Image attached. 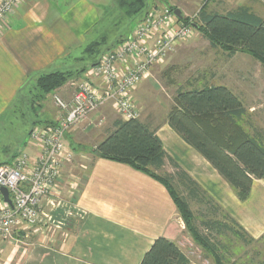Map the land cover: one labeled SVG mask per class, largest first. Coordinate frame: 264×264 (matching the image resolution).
<instances>
[{
    "label": "crops",
    "instance_id": "obj_1",
    "mask_svg": "<svg viewBox=\"0 0 264 264\" xmlns=\"http://www.w3.org/2000/svg\"><path fill=\"white\" fill-rule=\"evenodd\" d=\"M102 3H107L110 8L115 5L114 0H21L11 16L0 23V117L12 114L15 106L21 110L30 98L27 89L34 83V78L60 67L64 59L82 47L86 34L99 21ZM239 7H247L264 19L254 6L240 4ZM88 69L78 79L69 81L71 86L65 84L46 96L37 107L44 122H34L31 128L56 120L55 103L52 102V109L47 107L50 97L58 94L63 101L70 102L75 93L74 84L85 79ZM99 113L93 114L77 130L86 133L95 127ZM99 120L101 125L106 122L105 118ZM77 130L65 137L73 160L63 169L60 194L42 200L43 223L33 228H20L12 239L0 240V264H140L158 237L167 238L181 248L174 224L177 210L166 189L125 164L91 154L112 129L99 136L90 153L86 154L78 152L85 146L75 142ZM152 130L166 154L203 191H207L222 210L228 211L224 194L230 198L233 194L211 165L188 146L167 121ZM21 151L31 157L38 153L29 141L24 143ZM167 164L165 162V166ZM77 168L86 169L82 181L67 185L64 182L66 173ZM255 182L263 184L252 186L251 194L264 195V180ZM233 213L237 223L250 231L241 223L239 215ZM262 224L264 228V222ZM254 230L250 232L257 233L262 229L256 226Z\"/></svg>",
    "mask_w": 264,
    "mask_h": 264
},
{
    "label": "trees",
    "instance_id": "obj_2",
    "mask_svg": "<svg viewBox=\"0 0 264 264\" xmlns=\"http://www.w3.org/2000/svg\"><path fill=\"white\" fill-rule=\"evenodd\" d=\"M114 3L125 18L137 19L136 23L148 14L147 0H114ZM204 6L195 22L187 18H182L181 21L191 23L211 45L230 53L235 50L247 52L264 66V19L257 17L247 7L220 14L207 12ZM103 41L88 44L84 52L93 56ZM122 41H117V44ZM103 53H99V58ZM78 61L81 59L69 56L60 63V67L34 78V83L27 89L33 109L39 107L47 95L69 81L78 79L87 68L97 63L95 60L85 66ZM245 113L240 99L228 88L203 86L199 89L178 90L175 106L167 115V125L211 165L241 201L249 198L254 180H264V147L239 125ZM112 126V130L91 150V154L125 164L160 183L168 192L194 241L213 256L215 264H229L224 254L219 252L221 248L225 249L220 237L231 235L247 242L245 230L224 214L221 220H203L201 226L206 233L199 232L193 225L187 200L176 192L171 177H161L155 172L161 171L165 162H168L176 170L177 180L192 200H198L202 190L166 154L156 132L139 119H116ZM209 205L213 207L214 216L219 212L223 214L218 204L209 202ZM140 264H190V261L176 243L158 237L144 254Z\"/></svg>",
    "mask_w": 264,
    "mask_h": 264
},
{
    "label": "rangeland",
    "instance_id": "obj_3",
    "mask_svg": "<svg viewBox=\"0 0 264 264\" xmlns=\"http://www.w3.org/2000/svg\"><path fill=\"white\" fill-rule=\"evenodd\" d=\"M240 4L254 6L257 14L264 16V0H147L148 13L152 8H173L181 12L182 18L193 22L204 5L207 12L225 13L237 8V5ZM99 9L101 13L99 21L86 34L82 47L71 55L73 59H81L78 62L85 66L97 61L99 53L111 49L113 45L117 44V41L128 38L137 21V19L125 18L116 5L110 8L107 3H102ZM102 40L104 41L98 46L97 52L93 56L84 52V48L88 44ZM67 84L71 86V83ZM216 85L225 86L240 99L246 113L239 125L245 133L258 140L264 147V66L247 52L235 50L234 53H230L219 46L211 45L196 29H193L190 37L185 41L177 43L162 63L154 65L149 78L135 90L134 101L138 108L137 118L152 129L161 126L167 121V115L175 106V95L178 90L185 91ZM52 96L53 98L50 97L47 103L49 109H52L50 106L54 102V96L60 97L58 94ZM31 104L29 98L26 104L21 106V110L15 106L12 114H3L0 117L1 163L11 159L24 147V143L28 142L27 134L32 123L44 122L45 118L40 115L38 108L35 107L34 112ZM99 114L100 116L95 119V127H91L86 133L77 130L79 133L75 142L85 146L78 150L82 154L90 153L91 146L98 141L99 136L107 134L109 129H112L113 121L118 119L117 113L108 106L104 109L101 108ZM98 117L105 118L106 122L101 125ZM78 162L89 164L84 160H78ZM84 172H86L85 168L71 169L66 173L64 182L67 185L69 183L78 184L82 181ZM176 173L170 164H167L161 171L155 172L161 177L164 175L171 177L172 186L176 192L187 200L192 213L193 225L198 228L199 232L206 233L201 222L207 218L221 220L226 214L236 221L237 218L233 211L239 215L241 223L249 227L250 231L253 232L256 226L262 229L257 233L245 230L247 242L231 235L220 237L225 249L221 248L219 252L224 254L229 264L232 262L264 264V228L262 227L264 195L250 193L247 200L241 201L229 187L233 194L232 198L225 194L224 198L230 211L221 209L223 214L219 212L214 216L213 207L209 205V202L216 204L215 199L207 191L204 190V192L201 189L199 199L192 200L186 189L177 180ZM260 184L263 182L254 183L253 181L252 186ZM70 190L72 191V189ZM174 224L178 229V242L182 251L186 253L190 264H215L213 256L194 241L178 211L174 218Z\"/></svg>",
    "mask_w": 264,
    "mask_h": 264
},
{
    "label": "built area",
    "instance_id": "obj_4",
    "mask_svg": "<svg viewBox=\"0 0 264 264\" xmlns=\"http://www.w3.org/2000/svg\"><path fill=\"white\" fill-rule=\"evenodd\" d=\"M21 0H0V23L11 16ZM194 26L183 23L168 8H152L136 24L131 35L104 52L75 85L70 102L55 96L57 118L52 124L35 125L28 141L38 150L31 157L19 152L0 165V240H10L20 228L43 223L44 198L60 194L63 169L73 160L65 145L69 132L79 129L93 114L109 106L121 120L138 119L134 92L162 63L177 43L190 37Z\"/></svg>",
    "mask_w": 264,
    "mask_h": 264
},
{
    "label": "water",
    "instance_id": "obj_5",
    "mask_svg": "<svg viewBox=\"0 0 264 264\" xmlns=\"http://www.w3.org/2000/svg\"><path fill=\"white\" fill-rule=\"evenodd\" d=\"M174 15L178 18V19H182V16H181V12L177 9L174 10ZM0 192L2 193L3 197H4V200L6 202H8V193H7V190L5 188H1L0 189Z\"/></svg>",
    "mask_w": 264,
    "mask_h": 264
}]
</instances>
